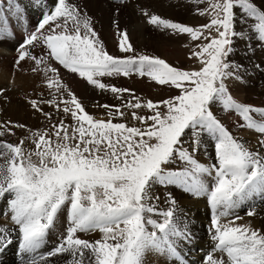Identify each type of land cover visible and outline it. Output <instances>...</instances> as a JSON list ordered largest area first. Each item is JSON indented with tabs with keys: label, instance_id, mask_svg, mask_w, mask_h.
<instances>
[{
	"label": "snow or ice",
	"instance_id": "1",
	"mask_svg": "<svg viewBox=\"0 0 264 264\" xmlns=\"http://www.w3.org/2000/svg\"><path fill=\"white\" fill-rule=\"evenodd\" d=\"M192 2L207 4L197 14L210 17L208 23L189 26L140 10L154 27L197 42L189 59L200 67L190 70L136 54L128 31L118 23L124 55L110 54L92 17L71 0H52L42 12L19 46L17 65L31 61L32 71L43 73L50 98L41 94L28 102L46 120L56 117L57 122L35 131L22 123L0 122V215L10 214L13 222L12 227L0 225V252L18 235L22 264H49L58 256L65 257V264H151L153 258L185 264L184 247L193 239L187 218L172 191L163 193L168 207L161 208L158 191L179 188L206 197L210 205L214 248L204 264H264V233L237 224L242 218L235 215L249 204L246 214L255 215V198L264 199V107L238 101L229 89V82L242 81L246 71L230 59L237 44L243 42L247 54L264 45V6L255 0ZM24 11L21 0H0V38L11 35L10 16ZM36 47L45 52L30 50ZM54 64L110 91L121 104L97 105L107 109V120L89 114ZM133 74L178 94L154 102L102 79ZM0 101H6L3 89ZM45 105L54 111H44ZM227 113L241 117L234 128L259 134L255 146L230 130ZM126 117L139 126H129ZM13 129L28 135L16 144L3 140L15 135ZM26 140L34 147H25ZM209 144L211 162L205 163L197 156ZM65 210L66 235L42 251ZM96 232L101 235L95 240L79 235ZM216 252L224 255L216 257Z\"/></svg>",
	"mask_w": 264,
	"mask_h": 264
},
{
	"label": "bare ground",
	"instance_id": "2",
	"mask_svg": "<svg viewBox=\"0 0 264 264\" xmlns=\"http://www.w3.org/2000/svg\"><path fill=\"white\" fill-rule=\"evenodd\" d=\"M257 1H258V5L264 6V0H257ZM71 2L76 3L90 17H92L94 21V26L96 30L99 32L100 39L104 41L106 44L109 42H113V40L119 36L117 30H113L114 22H116V24L118 23L120 30L126 29L128 31L130 42L132 43L134 48L137 46L141 48L150 46V44H152L153 38L156 35V33L154 34L155 27L152 26L151 24L147 23L148 26L144 27L143 23L140 22L137 23V18L139 15V13L136 10L137 6L148 8L152 13L159 12L163 16L165 14L170 15L172 12H174V6L175 7L178 6L179 9H182L184 7L182 5L184 4L183 3L184 0H123V2H120V4L113 3V0H71ZM21 4L22 7L25 9V11L23 12L22 15H15V14L11 15L12 18L11 17L10 18L12 20L10 19V21L12 22L19 21L20 23V21L23 20V23L24 24L27 23L28 27L31 28L37 26L38 21L42 18V12L48 10V8L51 7L52 0H43L42 3H37V0H21ZM5 7H6V3H5ZM117 9H119V11H117ZM115 35L117 36L115 37ZM26 36H22L20 32L16 31L15 33L13 31V38L10 37L0 38V89L4 90V96L6 97V101H0V122L12 121L17 123H22L27 125L29 129L35 131L37 129L46 128L44 124L47 121L40 113L35 112L30 107L28 101L31 99H36L37 90L39 89V86H37L39 83L38 79H40L43 73L42 72L34 73L32 71L34 64L31 61L26 60L20 62V64L17 65L19 46L20 44L23 43ZM190 43L192 44L193 47L194 43L193 42ZM109 45L108 47L113 51V53H117L120 51V49L117 46H115L114 43H112L111 46ZM30 50L33 51L34 53L45 52V50L42 47H36ZM252 55L254 56V58L256 57L258 58L256 60L257 63L261 62L259 58L260 54L258 52H254L253 54H248L249 57L247 58L241 56L240 59L245 60V63L243 64L244 66L251 65L250 58L252 57ZM54 66L59 67L60 71H63L67 75L69 79V81H67V84L77 87V90L81 92L80 96L87 98L89 97V93H91L90 94L91 98L94 97L96 100L100 102H104L107 96H109L110 91H101L97 88H94L93 86L85 82L84 79H81L77 74H73L67 70L62 69V66H59L58 64H54ZM262 66H264V63ZM256 71L257 68H255V66L250 70L246 69V71L242 73L243 76L242 81L232 80L229 82V89L232 95L236 97L238 101L246 104L247 101H250L249 98H247V96L251 93V90H249L251 89L250 87H252L250 86V82L251 83L254 82V80L257 78ZM136 76L137 75L133 74L130 77L113 76V77H103L102 79L106 84L114 85L115 83H117L121 87L123 86V87L134 88V86L139 87V84H143L142 87L144 86L146 87L152 84L149 83L150 81H152L151 79L146 77L143 78L140 77L138 79ZM255 87L257 88V86ZM30 90H33V92L30 93ZM260 94L264 95V91L260 92ZM228 114H233V113H228ZM234 116L235 118L239 117V115H234ZM239 121H241V118L238 119L231 118L228 119L226 123L228 126H230V128H232L234 133L235 132L239 133L241 130H238L233 127V123ZM13 131L15 132V135H5L2 139L7 142L16 144L19 143L21 139H23L25 136L28 135V132L21 129H13ZM243 131L240 133L241 136L251 145L255 146L259 134L255 130H247L245 132ZM25 147L31 149L34 147V145L31 143V141L26 140ZM212 152H213L212 145L209 144L207 148V152L205 153L204 151H201L198 155V159L201 160L202 162L209 163L211 162L210 158ZM158 191L161 193V203H160V205H162L160 206L161 208L168 207V205L164 203L165 197L163 193L165 191H172L173 195L176 197L177 206L180 212L184 214L187 218L186 222L189 224V228L192 233L193 239L190 243H188L184 247L185 264H204L205 256L209 252H211L214 248V241L211 239L212 233L210 234L209 231L211 227L212 212L207 198L203 196L196 197L179 188H175V189L160 188L158 189ZM254 203H255L256 214L253 216L247 215L246 213L248 209L252 207V205L250 204L244 205L235 212V215H238L242 218L236 221V223L249 224L251 225L252 228L260 230L261 233H264V199L257 196L255 198ZM59 216L60 217L57 220L58 228L60 226V220H62L63 219L62 217L64 216L63 212ZM0 225H6L8 227L13 226V222L10 220V214L0 215ZM65 225L69 226V222L65 221ZM66 228L67 226H65V229ZM82 234L83 235H80L81 238H85L89 240H95L97 237L100 238L101 235L98 232L82 233ZM65 235L66 232L63 233L62 238ZM61 239L56 241V238L52 234V230H51L49 232L45 248L42 249V251L46 252L49 249L53 248L55 245H57L60 242ZM18 242H19L18 235H13V243L10 246H8L0 255V264H22L21 255L18 250ZM222 255L224 254L219 252L215 253L216 257H220ZM49 264H65V257L58 256L53 260H50ZM151 264H161V262L153 258Z\"/></svg>",
	"mask_w": 264,
	"mask_h": 264
},
{
	"label": "rangeland",
	"instance_id": "3",
	"mask_svg": "<svg viewBox=\"0 0 264 264\" xmlns=\"http://www.w3.org/2000/svg\"><path fill=\"white\" fill-rule=\"evenodd\" d=\"M120 2H121V0H113V3L120 4ZM255 2L258 4L257 0H255ZM183 3L184 4H182V5L184 7L182 9H179L178 6H176V7L174 6V12H172L170 15L165 14L164 16L159 12L152 13L148 8H143L141 6H137L136 10L139 13L138 18H137V23H139V22L143 23L144 27H147L149 24L147 22V18L141 14V11H140L141 9H146L150 14H158V15L162 16L163 18L171 19L174 22L187 24L189 26H198V25L208 23L210 17L201 16V15L197 14V9L207 7V4H197L195 2H192V0H184ZM174 4H175V2H174ZM175 8H176V10H175ZM237 11H238V9H237ZM113 30H117L116 23H114ZM155 33L157 36L155 35V37L152 40L153 45L150 44V46H146L143 48L138 47V46L135 47L134 49H135L136 54H147V55L157 56V57H160V58L166 60L168 63L172 64L173 66H179L185 70H190L193 68L198 69L200 67L199 63L195 59H189L190 51L193 49L194 44L197 43V42H193L191 40L190 36H188L187 34H179V35L173 34L169 30H160L156 27L154 28V34ZM116 36L117 35H115V37ZM119 37L120 36L116 37V39H114L113 42H109L107 44L103 41L104 46L107 49V51L114 56L124 55L119 50H118L119 52L113 53V51L108 47L109 44H110L109 46H111V44L114 43L115 46H117L119 48L118 41L121 38V37L120 38ZM157 38H159V39H157ZM115 40H116V42H115ZM153 42H155V43H153ZM190 42L194 43L193 47H192V44ZM255 47L257 50L255 52H258L260 54L259 58H260L261 62L257 63L256 60L258 58L257 57L254 58V56L252 55V57L250 58L251 65L245 66V68L248 70L252 69L254 66H255V68H257V71H256L257 78L254 80V82H252V83L250 82V86H252V87H250L251 89H249V90H251V93L247 96V98H249L250 101H247V104L253 105V106L264 107V104H263L264 103V95L260 94V92L264 91L263 90L264 89L263 88L264 87V66H262L264 63V55H263L264 54V45H256ZM9 53H10V51H9ZM241 56H244L245 58L249 57L248 54L246 53V45L243 42H239L237 44V52L233 56H231L230 59L234 60L236 63L244 64L245 60L240 59ZM260 67H262V68H260ZM60 74H61L62 81L67 84V81H69L67 75L63 71H60ZM65 75L67 78L65 77ZM121 77H123V76L121 75ZM136 77L138 79L140 78L138 75ZM146 78H148V77H146ZM38 82L39 83L37 86H39V89H38L39 91L37 90L36 99H38L41 94L43 95L44 99L50 98L49 97V90H47V87H46L44 75H41L40 79H38ZM85 82H87V81L85 80ZM149 83H152V84L149 86H146V87L145 86L142 87L143 84H139V87L134 86V88H136V89H134L133 87H123V86L121 87L117 83H115L114 85L118 88H127V89L132 88V90L135 92L136 95H138L144 99H152L154 102L162 100V99H167L171 96L178 94V91L175 90L174 88H170L168 86H161V85H158L156 82H152V81H150ZM68 86L71 88V90L73 92H75L77 97L85 105L86 111H88L89 114H91L97 118H101V119H105V120L109 119V117L107 115V109L98 107L97 106L98 104H108V105H119V104H121V100L118 99L116 97V95H114L111 92H110L109 96H107V98L104 100V102H100V101L96 100L94 97L91 98V96H90L91 93H89V97L86 98V97L80 96L81 92L77 90V87H74L73 85H68ZM255 86H257V88ZM252 88H253V90H252ZM255 88H256V90H255ZM32 92H33V90H30V93H32ZM234 98L237 99L236 97H234ZM44 109H45L44 111H46V112L54 111V109L48 105H45ZM140 113L144 114V115H150V113L147 109H141ZM223 115L227 116L226 121L228 119H231V118L232 119H238L239 118V117L235 118L234 115H238L236 113H233V114L227 113V114H223ZM54 119L55 120H53L52 122H49L48 120L45 119L47 122L44 124V126H46V128H44V129H48L50 127V123H56L57 118L54 117ZM64 119H65L66 123H71L70 117H66V118L64 117ZM126 119L129 123V126H132V125L139 126V122L131 121L130 117H126ZM113 122H119V121L114 119ZM228 127L230 128V126H228ZM230 130H232V128H230ZM247 130H251V129H244V131L241 130L239 133L238 132H235V133H237L241 136L240 133L242 131L245 132ZM197 158H198V156H197ZM160 206H162V205H160ZM63 215H64L62 217L63 219L60 220L59 228L57 227V224H58V221H57L54 229H52V234L55 236L56 241L62 238L63 234H61V233L66 232L65 226L68 227V225H65V221H68L66 210L63 211ZM59 217H58V219H59ZM59 234H61V235L59 236ZM210 234H211V232H210ZM79 235H83V234L81 233ZM84 236H86V235H84ZM96 239H98V237Z\"/></svg>",
	"mask_w": 264,
	"mask_h": 264
}]
</instances>
